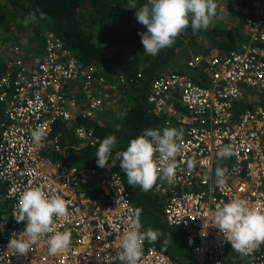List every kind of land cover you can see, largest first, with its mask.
I'll list each match as a JSON object with an SVG mask.
<instances>
[{"label": "built area", "instance_id": "1", "mask_svg": "<svg viewBox=\"0 0 264 264\" xmlns=\"http://www.w3.org/2000/svg\"><path fill=\"white\" fill-rule=\"evenodd\" d=\"M234 10L243 15L244 42L239 49L212 55L207 48L210 56H194L187 62L186 68L195 73L160 76L149 84L146 99L158 130H184L175 180L158 179L149 192L163 200L165 223L182 230L193 264H264V244L250 255H241L210 219L217 204L233 198L264 209V0H235ZM4 59L0 184L12 214L17 188L40 187L46 194L62 196L69 214L57 224L60 231L71 230L72 243L57 255H49L43 241L26 255L14 254L8 250L9 240L25 230L26 222L17 223L12 216L0 230V264H121L120 237L130 228L136 210L124 178L51 161L45 155L65 153L58 125L73 130L72 148L93 147L98 140L80 121H97L104 110L120 113L123 104L130 108V92L142 84L144 75L111 79L104 68L84 65L52 33L45 38L42 58L17 45L2 50ZM251 92L258 97L248 98ZM38 125L47 133L43 147L35 145L31 135ZM230 143L238 155L219 159L218 146ZM217 166L229 170L222 188L215 185ZM140 264L180 263L144 242Z\"/></svg>", "mask_w": 264, "mask_h": 264}, {"label": "clouds", "instance_id": "2", "mask_svg": "<svg viewBox=\"0 0 264 264\" xmlns=\"http://www.w3.org/2000/svg\"><path fill=\"white\" fill-rule=\"evenodd\" d=\"M228 2L232 13H235V0ZM129 8H137L136 3L130 2ZM137 9L136 19L146 28V31L138 33L141 36L143 51L152 56L158 55L161 49L172 46L176 38L189 28L194 35L206 29H233V27H222L221 24L209 27L216 14L215 0H148ZM37 11L29 13L23 22H34L37 19ZM39 15L41 18L45 17L42 12ZM239 19L234 20L239 23L234 29L240 30L242 34L243 16ZM205 48L207 49L208 46L206 45ZM215 50L226 52L218 49L212 51ZM232 51L226 52V55ZM200 55L197 53L192 57ZM31 135L35 145L44 146L43 141L47 133L43 125H38ZM183 135L182 128L165 127L162 132L145 129L142 134L129 141L126 150H116L117 137L114 134L109 135L102 140L97 149V166L114 167L119 161V166L126 174L130 186L133 188L138 186L144 192L150 191L158 179H166L169 183L175 180L179 167L177 156L182 151L180 141ZM113 149L116 150L114 156ZM236 155L238 152L234 144L218 146L219 159ZM110 159L111 164H109ZM187 163L188 168L191 169L193 161ZM212 172L209 166L207 175L211 176ZM228 172L227 167L215 168L217 187L222 188L226 185ZM115 182L117 185L116 179ZM16 191L19 193L18 203L12 216L17 223L26 222V227L19 234L13 233L8 243V250L11 249L14 254L23 256L41 241L46 244L49 255H57L67 250L72 243V232L67 228L60 231L57 224V220L69 214L67 201L60 195L46 194L40 187L23 190L17 188ZM141 212L139 208L135 210L130 228L120 237L117 256L121 264H140L144 242L155 243L163 235L159 230L152 228L142 231ZM4 219L7 220L6 217ZM210 219L231 248L241 255H250L264 244V209L250 206L244 199L233 198L229 202L217 204L215 210L210 213ZM167 243L168 239H165L164 244Z\"/></svg>", "mask_w": 264, "mask_h": 264}, {"label": "trees", "instance_id": "3", "mask_svg": "<svg viewBox=\"0 0 264 264\" xmlns=\"http://www.w3.org/2000/svg\"><path fill=\"white\" fill-rule=\"evenodd\" d=\"M4 1L6 3H0V26L12 27L17 23L23 27H34L36 33L33 40L38 43H45L48 33H52L84 65H96L104 68L111 79L122 74L129 79L135 78L138 73L144 75L142 84L136 89L132 88L130 92L132 106L121 111L120 123L107 125L99 124L96 121H80L81 125L93 130L95 138L98 140L93 147L85 146L82 149H73L66 142L67 137L70 141H75L73 130H67L63 131L65 153L57 155L50 152L52 160L56 162L65 155L70 166L95 168L99 172L106 170L119 174L124 178L128 192L129 187L132 186L127 183L126 174L121 170L119 161L114 167L101 168L97 166L96 152L102 140L114 134L117 137L116 150H126L129 141L142 134L145 129L158 130L157 120L150 115L146 106L149 84L166 74V69L180 56V50L184 51L188 45L196 48L198 47L197 40H202L211 50L230 52L238 50V43L244 42V36L240 30L234 28L230 30L206 29L195 35L189 28L176 38L172 46L161 49L158 55L152 56L143 51L141 36L138 33L146 31V28L137 21L135 16L137 8L146 4L148 0ZM130 2L136 3L137 8H129ZM34 10H38L37 19L34 22L24 23V18ZM41 12L45 14L44 18L40 17L39 13ZM97 29L100 39L94 38V32ZM20 40L25 41L22 38ZM131 59L135 60L134 63H131ZM2 62L3 60H0V63ZM181 71L183 68L174 72ZM262 105L264 106V98ZM117 129L119 130L117 131ZM116 150L113 149V156ZM109 164H111V159ZM1 197L2 191L0 190V225L4 222L3 218L9 210V206L12 213L11 203L7 200L3 201L4 198ZM129 199L132 204L139 206L142 204L141 206L144 207L143 216L144 214L148 216V207L162 210L163 213V200L148 191L145 193L133 191L129 194ZM10 222L11 220L5 227ZM167 227L171 229L168 225ZM176 230L183 234L181 229ZM173 235L176 238L177 233ZM165 239H168L167 246L170 252L177 250V253L170 255L173 260L180 264H193L191 251L188 248L190 253L188 252L185 244L182 242L178 244L176 240H171L167 234L163 233L159 238L160 246L165 245Z\"/></svg>", "mask_w": 264, "mask_h": 264}, {"label": "rangeland", "instance_id": "4", "mask_svg": "<svg viewBox=\"0 0 264 264\" xmlns=\"http://www.w3.org/2000/svg\"><path fill=\"white\" fill-rule=\"evenodd\" d=\"M217 4L216 14L212 18V21L209 25V27L216 26L218 24H221L222 27H230L234 28L239 26V23H236L235 21L233 23L228 24L226 22V19L222 17V12L230 11L225 5L227 4L228 0H215ZM0 3H6L4 0H0ZM228 16V14H227ZM236 20V19H235ZM36 33V30L34 27H23L16 23L15 26H0V60H2V50L8 46H17L19 45L25 53L35 56L37 58H42L43 56V49H44V43H38L34 39V35ZM23 39L25 41H21L20 39ZM94 38L100 39L98 35V29L94 32ZM198 47L193 48L191 45H188L184 51L180 50L181 54L180 56L175 60L173 64H171L166 69V74L170 72L177 71L178 69H182L183 71L193 74L195 72L189 70L186 68V62L191 58L193 55L202 52V47H206V44L202 40H197ZM135 60L131 59V63H134ZM4 72L3 69V62L0 63V76H2ZM258 97L257 93L251 92L248 94V98L255 99ZM261 99H263L261 97ZM126 107V104H123L122 110ZM121 110V111H122ZM121 113V112H120ZM117 113V109H114L113 111L104 110L102 114H100L97 118V123L99 124H107V125H115L116 123H120L121 120V114ZM144 217H147V214H144ZM4 220V218H3ZM150 220V219H149ZM151 221V220H150ZM2 225V224H1ZM145 227L153 228V225L150 222H147L145 224Z\"/></svg>", "mask_w": 264, "mask_h": 264}, {"label": "crops", "instance_id": "5", "mask_svg": "<svg viewBox=\"0 0 264 264\" xmlns=\"http://www.w3.org/2000/svg\"><path fill=\"white\" fill-rule=\"evenodd\" d=\"M225 7H227L230 11H228V12H226V11H224V12H222V17H224L225 19H226V22L228 23V24H230V23H233L234 22V20L235 19H239V18H241L243 15L241 14V13H232V11H231V6H230V2H227V4L225 5ZM223 13H225V14H223ZM227 14H228V16H227ZM239 21H240V19H239ZM229 28V27H228ZM203 49H202V52L200 51V54H203L204 56H209V50L208 49H206L205 47H202ZM43 51H44V49H43ZM212 55H226L227 53L226 52H219V51H213L212 53H211ZM3 64H5L6 65V62H5V59H4V61H3ZM4 72H5V70H4ZM3 112H4V107H3V105L2 104H0V121L3 119ZM59 132H60V136H61V139H62V143H63V140H64V133H63V131H67L68 130V128H67V126H65V125H58L57 126V128H56ZM75 139V138H74ZM66 142H67V144L69 145H74V144H76L75 142H76V139H75V141H73V140H69V138L67 137L66 138ZM73 149H75V148H73ZM75 150H78V149H75ZM54 154H57V155H62V154H64V153H54ZM51 154L50 153H47L46 155H45V157L46 158H48V159H50L51 161H53L52 160V158H51V156H50ZM56 162V161H55ZM57 162H61V163H63V164H67V165H70L67 161H66V157H65V155L64 156H62V159L61 160H59V161H57ZM130 188V190H129V194L131 193V192H133V191H139L140 193H145L144 191H142L138 186L136 187V188H133V187H129ZM0 190L2 191V197L4 198V199H2L3 201H5V200H7L6 199V191H4L5 190V188L0 184ZM149 192V191H148ZM149 193H151V192H149ZM1 197V198H2ZM159 197V196H158ZM158 200H159V198H157ZM8 202H9V200H7ZM6 202V201H5ZM133 205H134V207H135V209H141L142 210V212H141V215H140V220H141V223H142V225H143V228H142V231L143 230H146L147 228L145 227V224L147 223V222H150L151 224H153V228L155 229V230H159V231H161L162 233H165V234H167L168 235V238H170L171 240H176V243H178V244H181V242L183 243V244H185V246H186V248L188 249V247H187V244H186V238H185V236H184V234H182L181 232H179V231H177L176 229H173L172 230V228L171 229H169L168 227H167V224L165 223V221H164V218H163V213H162V210H157V209H155V208H151V207H148L147 208V212H148V216H147V218H145L144 216H143V211H144V207L143 206H139V205H135L134 203H133ZM152 211H154V213H151ZM4 217H6L7 218V220L5 221V219H4V222H3V224H2V227H0V230L3 228V227H5L8 223H9V221L11 220V218H12V213H11V209H10V206H9V210H8V212H7V214H5L4 215ZM151 221H150V220ZM174 233H177V236H176V238L174 237ZM146 246L147 247H155V248H157L158 250H160V251H162V252H164L165 254H167V255H171V254H174V253H177V250H174V251H172V252H170V250H169V248H168V246L167 245H161L160 246V243H159V239L155 242V243H149L148 241H146ZM188 252H189V249H188ZM190 253V252H189ZM171 257V256H170ZM172 258V257H171Z\"/></svg>", "mask_w": 264, "mask_h": 264}]
</instances>
